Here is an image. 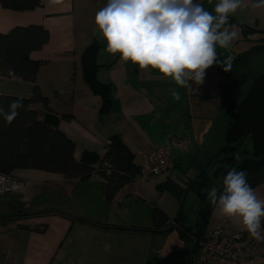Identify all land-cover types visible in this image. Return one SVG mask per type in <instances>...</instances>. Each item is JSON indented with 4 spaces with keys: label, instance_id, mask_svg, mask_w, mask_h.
Wrapping results in <instances>:
<instances>
[{
    "label": "crops",
    "instance_id": "0c3cea01",
    "mask_svg": "<svg viewBox=\"0 0 264 264\" xmlns=\"http://www.w3.org/2000/svg\"><path fill=\"white\" fill-rule=\"evenodd\" d=\"M194 2L204 3L203 0ZM107 3L108 0H56L55 3L45 0L41 7L20 11L6 9L0 2V34L30 26H41L49 33V42L41 50L32 52L30 58L40 63L37 84L48 98L53 116H71V120L61 119L58 128L74 142L76 160L92 161L91 154L102 159L107 142L114 135L122 137L134 154L136 165L137 158L141 157L143 162L149 148L166 144L181 133V137L192 140L188 153L193 147L197 148L196 161L202 150L210 152L221 148L232 112L226 110L223 89L215 74L220 75V66L214 64L206 70L204 85L190 80L191 87H181L151 66L141 70L130 60L123 61L120 53H108L107 41L100 37L95 24L96 13ZM94 43L100 45L97 62L101 68L97 78L111 86L113 104L105 116L100 112L101 97L92 92L84 79L83 54ZM209 74L214 81L208 79ZM33 88L31 82L0 75V99L2 96L29 99ZM173 89L180 93L179 101L172 97ZM30 108L38 113L40 121L49 114L42 103L32 104ZM193 121L197 127L192 126ZM191 132L198 137L190 138ZM87 153L90 154L85 155ZM181 156L175 155L173 168L163 174L176 170L181 165ZM11 175L23 180L24 187L0 194V264H73L70 258L79 253L92 264H124L128 255L136 258L131 259V264H144L160 256L161 259L173 256L174 260L179 256L173 264H192L196 253L192 239L189 238L191 244H187L173 222L178 215L177 200L169 191L159 192L158 186L163 182L153 184L150 179L155 176H137L109 203L104 196L103 182L96 174L87 182L39 170H15ZM258 189H263V193L264 184ZM95 197L99 202L97 206L93 202ZM258 198L264 199V195ZM79 200L87 204V210L93 209L94 217L73 215L74 203ZM130 200L132 203L155 201L157 208L170 219L159 230L170 231L160 235L137 230L153 228V222L152 226L135 220L120 223L125 221L115 218L113 209L119 208L120 213L125 214ZM10 216L16 217L8 218ZM189 220L192 224L196 221L195 211L194 218ZM218 222H213L212 229ZM233 224L254 238L241 223ZM175 230L179 232L178 239L186 243L184 248L177 251L174 247L167 252L164 243L161 244L164 247L159 248L158 239L168 238ZM74 232L82 245L66 247ZM147 236L152 238L153 245L146 249L138 245L144 242L133 240ZM261 237L264 239L262 226ZM235 264H264V256L257 262Z\"/></svg>",
    "mask_w": 264,
    "mask_h": 264
},
{
    "label": "trees",
    "instance_id": "16d2710c",
    "mask_svg": "<svg viewBox=\"0 0 264 264\" xmlns=\"http://www.w3.org/2000/svg\"><path fill=\"white\" fill-rule=\"evenodd\" d=\"M0 2L6 9L28 11L43 6L45 0H0ZM233 22H238L240 26L245 27L242 22L229 17L228 25ZM48 42L49 33L41 26L17 27L8 34H0V75L20 78L34 84L29 99L10 96H2L0 99V108H3L5 112L9 111V106L14 101L22 103V107L16 109L18 115L11 123L0 116V173L11 175L15 170H39L59 173L66 179L79 178L83 181L89 180L96 174L103 179V192L106 201L113 202L126 184L141 175V165L134 163L135 156L120 135L112 136L102 159L91 154L92 161L76 160L74 142L58 128L61 119L71 120V116H53L49 100L43 95L37 84L40 63L30 58L32 52L41 50ZM254 48L255 51L252 55L264 53V43ZM99 49L100 45L94 43L85 50L83 54L84 79L92 92L101 97L100 112L101 115L105 116L110 113L113 100L111 86L101 83L97 78V73L101 68L97 62ZM252 55L251 52H247L234 58L231 62V68L227 72L219 67L222 73L225 72V75L231 76L230 88L226 90V94L224 93L225 97L231 98V102L235 99V92L249 82V73L240 72L239 68L246 69ZM38 103H42L49 112L44 121H40L38 113L30 108L32 104ZM226 110L230 111V104H226ZM233 113L235 114V111ZM232 123L233 120H230L227 128ZM216 154L213 155L212 170L200 172L193 181V185L190 184V186L185 187L168 177L158 186L160 192H171L182 204L190 192L197 195L199 209L196 212V221L193 226L191 228L184 227L187 216L183 207L179 215L173 220L175 226L180 227L181 232L189 235L190 239L192 237L201 238L207 232L211 214L216 207L208 200V191L215 179H222L223 181L227 173L232 168H236L237 171L246 173L247 182L253 189L264 184V158L256 159L245 156L241 150L220 156H216ZM96 163L99 164L98 167L94 166ZM14 217L16 216L8 218ZM153 217L155 221L153 228L138 231L160 235H165L170 231L159 230L170 221L162 209H154ZM261 226L264 230V217L261 218Z\"/></svg>",
    "mask_w": 264,
    "mask_h": 264
},
{
    "label": "clouds",
    "instance_id": "9594fccd",
    "mask_svg": "<svg viewBox=\"0 0 264 264\" xmlns=\"http://www.w3.org/2000/svg\"><path fill=\"white\" fill-rule=\"evenodd\" d=\"M242 4L243 0H218L213 15L194 0H108L96 13V31L107 41L108 53H120L123 61L130 60L141 70L151 66L177 85L191 87L189 81L202 84L214 64L230 70L233 58L220 60L216 47L228 48L237 36L227 25L229 15ZM261 6L264 0L252 5ZM171 95L177 101L181 98L175 89ZM19 107L22 103L14 101L9 111L0 108V116L11 123ZM208 200L221 216L237 220L254 238H262L264 199L258 198L244 171L232 168L222 189L210 188Z\"/></svg>",
    "mask_w": 264,
    "mask_h": 264
},
{
    "label": "rangeland",
    "instance_id": "374dc122",
    "mask_svg": "<svg viewBox=\"0 0 264 264\" xmlns=\"http://www.w3.org/2000/svg\"><path fill=\"white\" fill-rule=\"evenodd\" d=\"M199 1L202 2V0H199ZM203 1H204V3L202 5H205L208 8V11L212 12L213 15H215L214 7H215V4L218 2V0H211V3H209V1H207V2L205 0H203ZM257 3H259V0H243L242 6L234 14L229 15V17L230 16L236 17L235 19L237 21L242 22L245 25V27L240 26V24L238 22H233L232 24L227 25V27L229 28V31H235L237 33V36L232 40V42L228 48H221L217 45L216 51L218 53L220 60H222V61L226 60L228 57H232L234 59V58H236L240 55H243L247 52L248 53L251 52V55H252L253 52L255 51L254 47L264 43V41H261V40H264V6H261L258 8L252 7L253 4H257ZM206 7H205V9H206ZM263 68H264V53H260V54L256 53V54L252 55V58L250 59L249 64L247 65L246 69L245 68H242V69L239 68V69H240V72H248L250 77L254 78V77H256V75H258L263 70ZM224 73H222L220 71V75L217 73H215V74H216V77H218V80L221 84L220 86L223 89V94L224 93L226 94V90H228L230 88V85L232 82H230L231 76L225 75ZM210 76L211 75L209 74L208 79L210 78ZM214 78H215V75H214ZM210 80L214 81V79H212V78H210ZM203 85H204V83H203ZM224 99H225V101H224L225 104H230V102H231L230 97L228 98V97H225V95H224ZM233 116H234V113L232 114L231 120H233ZM196 125H197L196 121H193L192 126L197 127ZM195 132H197V130ZM181 135H182V133L180 134L179 137H181ZM189 136H190V138L192 137V139L194 140L195 137L196 138L198 137V134L192 135V132H191V134H189ZM223 142L225 143V141H223ZM223 142H222L223 145L221 146V148L224 146ZM193 148L194 149L190 153L181 156V165H179L176 168V170H173L170 174H162V175L152 177V179H150V181L153 184H156V183L164 182L168 179V177H170L175 182H178L185 187L190 186V184L193 185L194 184L193 181L196 179V177L198 176V174L200 172H202L203 170H208V171L212 170L211 163L213 161V155L216 154L221 149V148H219L216 151H210V152L209 151L206 152L205 150H202V152L200 153V155L196 161L195 160V155H196L195 151H197V148H195V147H193ZM175 155L178 156V153H176ZM137 163H138V165L142 164V158L141 157L137 158ZM89 180H87V181H89ZM222 182H223L222 179H215L212 183V187L222 188ZM259 187L255 188L254 191H255L257 196H263L264 192L262 193V191H261L263 189H258ZM160 193L164 194V193H167V191H162ZM176 200L177 201L175 202V209L177 211V214L179 215L181 208L183 207V211H184L185 215L187 216V219L184 222V227L185 228H191L193 226V224L191 223L192 221L189 220L188 218L189 217L194 218V211L196 214V212L199 209V199H198L197 195L194 192H190L188 194L184 204H182V202L178 201L177 198H176ZM93 202H94L95 206L99 205L98 198L95 197ZM93 202L90 201V205H92ZM74 204L75 205H74V214L73 215L74 216L77 215L76 216L77 218L82 217V215H86L85 217H90L89 216L90 214L92 215V217H94L95 212L93 211V209H92V211L87 210L86 209L87 204H84V202H82L81 200L77 201V203H74ZM126 207H127V212H125V214H121L119 211V208H117L115 210L113 209V216H115V218H117V219H120L121 221H125V222H120V223H126V222H130L131 220H135V222H144L145 223L144 225H147V223H149L151 226H152V222H153V225H154L155 221H154V217H153V212H154V209L157 208V204L155 201L143 202V201L138 200V203H132L130 200L127 202ZM85 217H83V218H85ZM86 219H88V218H86ZM222 220H227L231 224H233V222H238L235 219L221 216L219 214V212L216 211V207H215L212 214H211V218H210V221L208 224L207 231L212 229L213 222L222 221ZM117 223H119V222H117ZM177 228L180 230L182 237H184V239L187 240L186 243L190 245L191 240L189 239V235L183 234L181 232L180 227L177 226ZM134 230H136V228H134ZM137 230H139V229H137ZM175 231L176 232L173 231V233L171 232L169 234L168 238H166V239L165 238L158 239V241H161L159 248L164 247V246H161L162 243H164L165 246L167 247V250H166L167 252L174 247L176 248L177 251L182 250V247L184 248L186 243L184 242V240L178 239L179 232H178V230H175ZM141 232H143V231H141ZM72 235H73L72 240L70 242H68L66 247H69L71 244H73V245H71V247L74 245L80 247L82 245V240H80V241L76 240V238H80V237L77 236L75 234V232ZM133 240L137 241V243H141V242L143 243L144 242L143 244H138L143 249H146V248L150 247L151 245H153L152 238L150 236H147L144 239H141V237H136ZM163 240H165V241H163ZM166 256H168V255H166ZM132 257L133 256L128 255L127 260H126V262H124V264H131V259H136V258H132ZM70 259L73 260V264H92V262L88 261V258H85V256H82V254H80V253L78 254V256H75V258L73 257ZM175 259L176 260L173 259V256L168 257V258H163L160 260V264H173L175 261H177L179 259V256H175ZM86 262H89V263H86Z\"/></svg>",
    "mask_w": 264,
    "mask_h": 264
},
{
    "label": "built area",
    "instance_id": "2783aa9c",
    "mask_svg": "<svg viewBox=\"0 0 264 264\" xmlns=\"http://www.w3.org/2000/svg\"><path fill=\"white\" fill-rule=\"evenodd\" d=\"M109 144L110 141L107 146ZM191 147V139L173 137L166 144L149 148L143 156L140 176H158L171 170L175 154H187ZM23 187V180L0 173V194L19 191ZM191 239L196 252L192 264L257 262L264 256V239L250 238L227 220L219 221L203 237Z\"/></svg>",
    "mask_w": 264,
    "mask_h": 264
},
{
    "label": "water",
    "instance_id": "95a60500",
    "mask_svg": "<svg viewBox=\"0 0 264 264\" xmlns=\"http://www.w3.org/2000/svg\"><path fill=\"white\" fill-rule=\"evenodd\" d=\"M246 89L242 99L233 104V123L216 156L241 150L245 156L264 158V68Z\"/></svg>",
    "mask_w": 264,
    "mask_h": 264
},
{
    "label": "flooded vegetation",
    "instance_id": "af4514ba",
    "mask_svg": "<svg viewBox=\"0 0 264 264\" xmlns=\"http://www.w3.org/2000/svg\"><path fill=\"white\" fill-rule=\"evenodd\" d=\"M253 80L252 77L249 78V82L247 84L244 85V87L238 89L236 92H235V99L232 103H230V112L232 111H235L233 109V104L234 102H238L240 101V99H242V97L245 95L246 91H247V86L251 83V81ZM160 260H161V256L156 258V260L154 261H145L144 264H159L160 263ZM156 261V262H155Z\"/></svg>",
    "mask_w": 264,
    "mask_h": 264
}]
</instances>
